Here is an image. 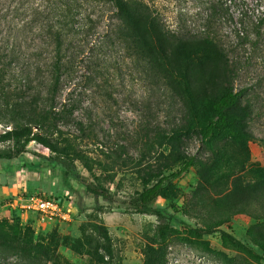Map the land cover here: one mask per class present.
Returning <instances> with one entry per match:
<instances>
[{
  "label": "rangeland",
  "instance_id": "obj_1",
  "mask_svg": "<svg viewBox=\"0 0 264 264\" xmlns=\"http://www.w3.org/2000/svg\"><path fill=\"white\" fill-rule=\"evenodd\" d=\"M144 1L157 17L149 29L158 33V45L148 34L150 42L142 39L144 30L107 0H0V59L28 74L26 96L43 99L59 40L56 107L67 103L72 111L53 139L58 151L31 141L23 152L0 158V220L66 264H142V248L155 225L166 221L175 229L167 238L166 264H264V251L249 236V228L264 220V191L236 189L264 177V116L249 121L253 138L245 144L221 138L206 144L192 126L176 76L186 71L201 107L225 86L230 62L245 66L232 81L234 89L246 82L254 90L232 110L241 114L254 93L260 90L264 99V85L257 87L264 80V49L239 47L234 24L223 20L238 4ZM207 38L226 56L218 53L215 64L201 50ZM12 126L1 121L0 134ZM187 155L195 165L171 179L165 196L148 211L134 207L144 186L175 171ZM87 182L106 189L107 197L89 193ZM30 193L57 197L69 218L47 220L5 207ZM220 220L225 222L216 225ZM222 232L260 259L225 243Z\"/></svg>",
  "mask_w": 264,
  "mask_h": 264
},
{
  "label": "trees",
  "instance_id": "obj_2",
  "mask_svg": "<svg viewBox=\"0 0 264 264\" xmlns=\"http://www.w3.org/2000/svg\"><path fill=\"white\" fill-rule=\"evenodd\" d=\"M107 1L112 2L118 10L124 12L136 29L144 30L142 33L139 31L142 39L150 42L146 35L148 34L158 45V33L149 29L157 23V17L152 15L148 1ZM223 1L226 5L238 4L240 6L235 14L227 13L222 17L223 20L234 24L239 47H247L249 51H262L264 49V0H251L249 3L246 0ZM206 4L210 6L211 2L208 1ZM210 17L211 15L208 13L203 18L208 21ZM202 49L213 64L219 61V57H226L216 48L215 42L210 38H207L201 45ZM249 51H245L247 62L251 58ZM49 66L46 85L42 90L44 98H29L26 96L25 90L29 81L28 74L22 70L13 72L8 58L0 59V122L13 124L12 127L4 129L0 134V144L7 143V146H0V158H11L23 152L31 141L41 144L51 152L58 151L53 139H57L61 135L60 122L71 115L72 111L67 109V103L61 104L62 109L56 107L58 100L56 90L63 69L60 43L57 39ZM229 66L225 86L217 94L208 96L201 107H198L194 102L186 71L181 68L176 75L179 91L185 101L192 126L197 129L200 139L206 144H212L217 138L245 144L253 138L249 129V121L254 117L263 118L264 116V99H261L262 92L260 90L254 93L252 104H249L248 101L241 114L232 111L239 106L241 100L250 93L252 88L245 82L234 89L232 81L239 71L245 69V66H239L238 62H230ZM10 82L15 83L18 87L11 88ZM263 85L264 80L259 78L257 87L261 88ZM259 140L264 142V138H259ZM195 163L196 159L193 155L184 156L175 171L158 177L142 188L135 198L134 207L148 211L150 204L158 196H165L174 185L171 179L178 177ZM85 188L95 196L107 197V190L92 184V182H87ZM236 189L239 190V193L264 191V177L250 184L240 185ZM224 222L225 220H220L216 225ZM174 231L175 229L167 221L158 222L155 225L148 242L142 248V264H166L167 238ZM249 236L253 243L264 251V220L249 228ZM221 238L225 243H229L247 256L260 259L253 249L227 232H222ZM9 256L14 259L7 261ZM0 264L66 263H62L48 247L33 242L30 235L20 227L7 220H0Z\"/></svg>",
  "mask_w": 264,
  "mask_h": 264
},
{
  "label": "built area",
  "instance_id": "obj_3",
  "mask_svg": "<svg viewBox=\"0 0 264 264\" xmlns=\"http://www.w3.org/2000/svg\"><path fill=\"white\" fill-rule=\"evenodd\" d=\"M19 211L38 213L40 218L47 220H67L70 210L64 208L57 197L39 193L21 194L15 200L6 203Z\"/></svg>",
  "mask_w": 264,
  "mask_h": 264
},
{
  "label": "crops",
  "instance_id": "obj_4",
  "mask_svg": "<svg viewBox=\"0 0 264 264\" xmlns=\"http://www.w3.org/2000/svg\"><path fill=\"white\" fill-rule=\"evenodd\" d=\"M5 207L7 208V205H5Z\"/></svg>",
  "mask_w": 264,
  "mask_h": 264
}]
</instances>
